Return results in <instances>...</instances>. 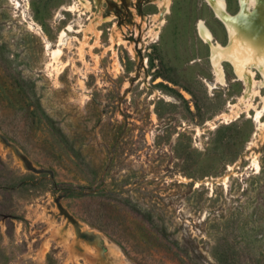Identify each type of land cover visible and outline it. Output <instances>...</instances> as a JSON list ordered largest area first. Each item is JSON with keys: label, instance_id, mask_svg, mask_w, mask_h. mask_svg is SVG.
Listing matches in <instances>:
<instances>
[{"label": "rangeland", "instance_id": "374dc122", "mask_svg": "<svg viewBox=\"0 0 264 264\" xmlns=\"http://www.w3.org/2000/svg\"><path fill=\"white\" fill-rule=\"evenodd\" d=\"M88 1L0 0V264H264V88L216 121L247 88L197 32L224 25Z\"/></svg>", "mask_w": 264, "mask_h": 264}, {"label": "bare ground", "instance_id": "6f19581e", "mask_svg": "<svg viewBox=\"0 0 264 264\" xmlns=\"http://www.w3.org/2000/svg\"><path fill=\"white\" fill-rule=\"evenodd\" d=\"M213 6L217 19L224 25L228 32V42L222 46L218 42L214 43V36L203 21H200L197 32L200 38L210 47V61L216 74L217 82H224L222 63H229L238 80L246 85L244 95L238 100L237 104H230V113L219 115L216 121L230 122L238 119L242 113L253 110L255 104L253 99L259 94V89L264 88V0H239L242 14L231 15L227 9L225 0H208ZM77 11L81 14L92 12L91 3L88 0H77ZM172 0H154L158 4L160 14L154 18L158 23L155 27V36L158 30L163 26L162 18L169 12V6ZM152 3V2H151ZM76 7V6H75ZM255 12L250 15L249 12ZM70 11H75L70 10ZM134 12V10H133ZM112 19L105 20L109 22ZM103 22V23H104ZM65 33H62L59 39V45L63 44ZM49 49V45L46 47ZM60 50L51 52L52 60L59 58ZM262 76L261 81H257V74ZM264 97H262V104ZM262 112V111H261ZM260 109L257 112V120H260ZM260 122V121H259ZM264 138V136H262ZM258 155H256V158ZM254 165L258 168L257 163Z\"/></svg>", "mask_w": 264, "mask_h": 264}, {"label": "water", "instance_id": "95a60500", "mask_svg": "<svg viewBox=\"0 0 264 264\" xmlns=\"http://www.w3.org/2000/svg\"><path fill=\"white\" fill-rule=\"evenodd\" d=\"M207 3H208V5L211 7V9L213 10V12H214V14H215V16L217 17V15H216V13H215V10L213 9V6L210 4V2L208 1V0H205ZM240 7H241V4H240ZM225 11L227 10L226 8L224 9ZM242 14V9L240 8V11H239V15H241ZM226 31H227V29H226ZM228 33V32H227ZM217 41L216 40H214V43H216ZM211 53V52H210ZM210 57H211V54H210Z\"/></svg>", "mask_w": 264, "mask_h": 264}, {"label": "flooded vegetation", "instance_id": "af4514ba", "mask_svg": "<svg viewBox=\"0 0 264 264\" xmlns=\"http://www.w3.org/2000/svg\"><path fill=\"white\" fill-rule=\"evenodd\" d=\"M239 4H240V1H239Z\"/></svg>", "mask_w": 264, "mask_h": 264}]
</instances>
